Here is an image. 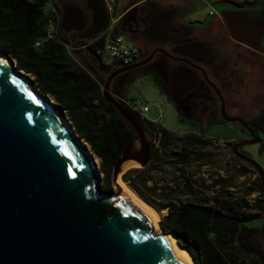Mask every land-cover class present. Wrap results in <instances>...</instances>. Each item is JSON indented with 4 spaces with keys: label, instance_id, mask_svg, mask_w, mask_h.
Returning <instances> with one entry per match:
<instances>
[{
    "label": "water",
    "instance_id": "obj_1",
    "mask_svg": "<svg viewBox=\"0 0 264 264\" xmlns=\"http://www.w3.org/2000/svg\"><path fill=\"white\" fill-rule=\"evenodd\" d=\"M95 4L100 17V3ZM137 7L128 10L122 21L129 15L134 18ZM220 15L239 43L255 46L264 34L262 21L249 19L247 13L228 10ZM155 53L187 63L207 80L199 67L163 49L105 79L103 100L136 135L113 167L115 185L128 170L123 171L126 163L141 168L148 163L150 147L137 119L113 99L109 86L115 76L143 66ZM7 62L0 56V264H187L163 237L173 235H160L137 203L118 190L112 193L99 188L94 156L87 144L63 115L30 89L23 73ZM210 85L220 98L224 121L238 124L251 135L250 140L233 145L231 153L256 171L264 197L261 167L238 152L259 139L242 119L224 113L221 96Z\"/></svg>",
    "mask_w": 264,
    "mask_h": 264
},
{
    "label": "trees",
    "instance_id": "obj_2",
    "mask_svg": "<svg viewBox=\"0 0 264 264\" xmlns=\"http://www.w3.org/2000/svg\"><path fill=\"white\" fill-rule=\"evenodd\" d=\"M95 1L93 22L85 23L83 15L85 26L75 31L59 26L55 0H0V50L17 71L33 78L36 91L56 102L57 111L100 160L102 189L109 191L113 167L136 135L102 98V75L113 68L90 49L77 50L101 32ZM97 1L102 6V0ZM238 6L251 9L244 13L264 26V0ZM94 67L99 72L95 77ZM137 120L150 136V158L142 169L126 171L122 180L156 212L166 211L159 221L161 231L171 233L194 264H264V227L247 226L264 214L260 178V202L251 201L256 190H240L238 181L246 172L238 158L233 159L237 164L231 159L216 165L213 142L201 134L175 137L159 124Z\"/></svg>",
    "mask_w": 264,
    "mask_h": 264
},
{
    "label": "rangeland",
    "instance_id": "obj_3",
    "mask_svg": "<svg viewBox=\"0 0 264 264\" xmlns=\"http://www.w3.org/2000/svg\"><path fill=\"white\" fill-rule=\"evenodd\" d=\"M55 1L58 2L60 8L59 26L63 25L66 27V29L77 31L76 29H80L85 26L83 23V15H85L87 19L85 20V23L87 22L89 24L93 22L94 11L92 10V0ZM210 1H213L210 3L211 5L201 0H145L143 3H141L140 6L142 5V8H139L141 13L143 12L144 15H148L152 23V38L151 40L150 37L148 39L146 38L147 46L143 48L141 58L146 57L148 55L147 53H150L156 47H160V49H163L166 53L172 56H174V54L180 55L181 52L184 51L181 48H175V46L183 43V38H186V42L191 44V49H193V52L195 51L196 46H198L200 52H206V54L204 53L206 55L205 57L209 56L214 61L213 68L220 70V74L227 77V87L221 88V91H223V98L227 104V114L235 118L242 119L249 126V129L255 135V137L259 139V142L256 144L245 145L240 148V153L255 161L261 167L264 181V35L261 37L260 42H258L255 46H246L232 38L221 18L220 13L222 11H232V6L236 7V4L240 5L245 1L250 2V0ZM138 2L142 1L121 0L120 9L126 10L130 4ZM186 4L190 5L193 9L189 12L187 10L186 12ZM208 5L212 9L208 8ZM209 11H212L216 18L209 16ZM183 12H186L182 19L183 24L198 25V23L194 22H198V20H200V22H202L201 25L205 26V28H202L201 30H199V28H193L190 31L191 28L188 25L185 30L179 27L177 25V21H180V16H182ZM197 17L199 19H196ZM211 22H213V24L209 25ZM174 28L178 29L177 33V30L174 33ZM187 32L190 34L188 35ZM122 33L124 34L123 31ZM156 37L157 39H155ZM126 41L128 44H131L138 49V44L132 43L128 39ZM67 48L70 50V46L67 45ZM82 52L83 51H80L79 53ZM208 53L210 55H207ZM0 56L5 58V60L8 62L10 61L9 58L6 59L1 50ZM153 60L157 61L161 68L160 76L163 75L162 68L164 69L165 73H168L170 71L182 72V69L185 67L183 64H178L169 59H164L162 55H155ZM11 63L12 66L15 67V63ZM110 63L112 64V62ZM202 67L205 70L210 69L207 68V66L203 63ZM147 71H151V69L146 68L143 70V72ZM91 72L93 73L94 77L99 74L97 67H94V70H91ZM196 74L201 78L198 72H196ZM108 75L109 73L104 72L102 76L106 79ZM21 76L28 83L31 90L35 91L46 101H48L58 114L61 113L63 115L62 111H57V104L51 97L42 95L34 89L32 82L33 78L24 74ZM128 76H134L133 80L129 82L127 80V84L115 96L125 98L128 102V107L133 105L138 106L141 103L147 104L149 110L147 113L140 114L138 116L140 120H146L159 124L175 137L194 133L198 135L201 134L205 139L213 142V153L216 154L217 158L216 165L223 166L226 160L231 159L234 164H237L236 161H233V159L237 161L238 159L232 155L231 147L233 144L251 137L250 133L245 130L243 131L238 124L219 123V125L200 126L184 122L180 123L177 119V113L165 100L164 94H162L159 86L156 85V79L154 80L152 74L145 75V73L137 72L134 74L130 73ZM208 77L210 80L215 78V73H208ZM122 79H125V76L117 78L115 85H118ZM217 82L218 83H216V86L218 87V85L220 86L221 83L219 81ZM63 116L65 117V115ZM64 119L67 118L65 117ZM146 134L145 137L147 140H149L150 136ZM87 149L94 156V164L98 173L97 184L99 188L104 191L102 189L103 174L100 167L101 162L94 155V153L91 152V149L88 145ZM239 167L246 172L243 178L238 181V185H240L242 188L240 190L248 191V189H255L256 192H254L249 197V200L260 202L258 201L261 194L259 191L260 181L256 171L251 166L242 161ZM132 169L142 168L139 166V164H136L135 167H132L127 171ZM122 176L120 180L125 185H127V187L133 193H135L130 188V186L122 180ZM162 177H164V175ZM155 181L157 180L155 179L154 182ZM234 191H236V189ZM108 192H117L115 183L112 182V188ZM137 197L139 196L137 195ZM156 213L158 217L157 228L160 233H162L159 227V221L161 216L164 215L166 211ZM247 226L252 228L260 227L263 229L264 214L260 215L259 221H252L251 223L247 224ZM261 246L264 249V242H262ZM192 262L194 264L193 260Z\"/></svg>",
    "mask_w": 264,
    "mask_h": 264
},
{
    "label": "flooded vegetation",
    "instance_id": "obj_4",
    "mask_svg": "<svg viewBox=\"0 0 264 264\" xmlns=\"http://www.w3.org/2000/svg\"><path fill=\"white\" fill-rule=\"evenodd\" d=\"M141 6L137 7V12L134 18L132 15H129L125 21L120 22V30L121 32L122 31L124 32V36H126V39H128L132 43L138 44L140 47V48L138 47L137 49L138 51L137 59L133 64L146 60L153 53V51L160 49V47H156L150 53H147L148 55L146 57L141 58V55L143 53V48L147 46L146 38L148 39L150 37V40L152 38V31H151L152 23L148 15H144L143 12L141 13L139 9V8H142ZM100 7L102 11H101V16L98 17V19L103 21L104 11L102 9L101 4H100ZM236 12H239V11H236ZM251 20H257V19H251ZM180 24H181V21L180 22L178 21L177 25L179 26ZM187 25H184V26L180 25L179 27L185 30ZM188 26L191 28L190 29L191 31L193 27L190 25ZM178 29L174 28V33L176 30H177L176 31L177 33ZM187 34L189 35L190 33L187 32ZM155 39H157V37ZM175 48H181L184 51V52H181L180 54L181 57L179 56L177 57L181 59H185L189 61L190 63L194 64L195 66L199 67L201 70H203L205 72L207 80L203 78V75L200 70L194 69L193 67L189 66L187 63L180 62V61H174V62L178 64H183L185 66L182 69L183 70L182 72L170 71L168 73H165L164 69L162 68L163 75L160 76L161 68L158 65V62L154 61L153 59L155 55L161 56L162 54L155 53L150 59V61L144 64L143 66L133 69V70L126 71L124 73H121L115 76L111 80V83L109 86L110 95L123 108L129 111L130 109H128L127 100L125 98H120L115 95L118 94L120 90L124 88V86L127 84L126 83L127 80L128 82L133 80L134 76L131 77L132 75L131 76H128V75L132 73V71L139 70V72L145 73V75L152 74V76L154 77V80L156 79L155 80L157 82L156 85L159 86L160 90L162 91V94H164L165 100L168 102L169 106L173 108L174 111L177 113V119L180 123L184 122V123L193 124V125L196 124L200 126H203V125L211 126V125H216V124L219 125V123L228 124V122L224 121L221 115L220 98L217 96L214 89L210 85V84L214 85L215 88L218 90L221 96L222 103H223L224 113L230 118H235L227 114L228 113L227 108H226L227 104L225 103V100L223 98V91H221L222 87H227L228 85L226 83L227 77L222 76L220 74V70L213 68V64H214L213 59H211L209 56L205 57L206 52H204L205 54L203 52H200V49L198 48V46H196L195 51L193 52V49H191V44L186 42V38H183V43L178 44L177 46H175ZM207 55H210V54L208 53ZM162 57L164 59H168L164 55H162ZM202 63L206 65L207 68H210V69L205 70L202 67ZM113 68L114 69L110 71L109 75L115 70L122 69L123 67L116 66ZM146 68L151 69V71L143 72V70H145ZM209 71L215 73V78L211 80L209 79L208 77V73H210ZM196 72L200 74L201 78L198 77L199 75H197ZM123 76H125V79H122L118 85H115L116 79L123 77ZM217 81L221 83L220 86L218 85V87L216 86V83H218ZM104 83H105V77H104ZM133 116L136 119L138 117L136 114H134ZM138 123L141 127V123L139 121ZM242 130L244 131L243 128ZM188 135H191V134H188ZM193 135H198V134L194 133ZM250 139L251 137H248V139L246 140H250ZM238 152L240 153V148H238Z\"/></svg>",
    "mask_w": 264,
    "mask_h": 264
},
{
    "label": "built area",
    "instance_id": "obj_5",
    "mask_svg": "<svg viewBox=\"0 0 264 264\" xmlns=\"http://www.w3.org/2000/svg\"><path fill=\"white\" fill-rule=\"evenodd\" d=\"M120 3V0H102L105 27L98 35L90 38L86 43L77 48V50L89 51L90 49L92 55L104 65L124 68L132 65L136 61L138 51L135 46L127 43L124 34L120 32V22L126 13V11L120 9ZM209 14L212 13L210 12ZM57 26L58 24H56V29ZM66 49L72 51L67 46ZM128 109L137 116L147 113L149 110L148 105L145 103H141L138 106H129Z\"/></svg>",
    "mask_w": 264,
    "mask_h": 264
},
{
    "label": "bare ground",
    "instance_id": "obj_6",
    "mask_svg": "<svg viewBox=\"0 0 264 264\" xmlns=\"http://www.w3.org/2000/svg\"><path fill=\"white\" fill-rule=\"evenodd\" d=\"M126 37V36H125ZM260 42V41H259ZM7 62V60H5ZM8 63V62H7ZM26 82V81H25ZM136 163L134 162H128L123 166V171L130 169L132 167H135ZM116 187L119 192H121L123 195H126L129 197L131 200H133L135 203L139 205V207L145 212V214L153 221L158 233L161 235L160 231L157 228V213L156 211L151 208L148 204L143 202L135 193H133L127 185H125L120 178L116 181ZM163 237L169 239L172 244L177 248V250L180 252L181 256L184 258V260L187 262V264H193L189 254L185 251L180 249L175 242V238L169 234L163 235Z\"/></svg>",
    "mask_w": 264,
    "mask_h": 264
},
{
    "label": "crops",
    "instance_id": "obj_7",
    "mask_svg": "<svg viewBox=\"0 0 264 264\" xmlns=\"http://www.w3.org/2000/svg\"><path fill=\"white\" fill-rule=\"evenodd\" d=\"M121 1V0H120ZM140 1H142V2H138V3H133V4H130L129 6H128V8L126 9V10H124V11H128V10H130L133 6H135V5H138V6H140V4L141 3H143L144 1L143 0H140ZM201 1H204V2H207V3H211V2H213V1H210V0H201ZM252 1H260V0H250V2H252ZM211 5V4H210ZM235 5V4H234ZM185 6H187L186 8V12H187V10H188V12L190 11V10H192L193 8L190 6V5H185ZM178 8V7H177ZM208 8H210V9H212L209 5H208ZM232 11H239V12H247V11H251V9L249 10L247 7H239L238 6V4H236V7H233L232 6ZM186 12H183V14H182V16H180L181 17V19H180V21H181V26H184V25H187V24H183V22H182V19H183V17H184V15L186 14ZM212 13V15H209V13ZM104 14V13H103ZM208 15L209 16H213L214 18H216V16H215V14L212 12V11H209L208 12ZM103 17H104V19H103V21H102V26L101 27H105V15H103ZM196 19H199L198 17L196 18ZM179 21V20H178ZM177 21V22H178ZM179 21V22H180ZM194 23H198V25H194V24H190V26H192L193 28H195V29H197V28H199V30H201L202 28H205V26H202L201 25V23L202 22H200V20H198V22H194ZM211 24H213V22H211L209 25H211ZM179 25V26H180ZM102 28V29H103ZM101 29V28H100ZM176 57V56H175ZM74 58L76 59V60H78V61H80V58L76 55V56H74ZM106 65V64H105ZM106 66H108V65H106ZM108 67H111V68H113L114 66H112V65H110V66H108ZM101 90H102V88H101Z\"/></svg>",
    "mask_w": 264,
    "mask_h": 264
}]
</instances>
